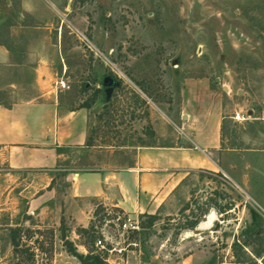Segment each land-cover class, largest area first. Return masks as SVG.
<instances>
[{
    "label": "rangeland",
    "instance_id": "374dc122",
    "mask_svg": "<svg viewBox=\"0 0 264 264\" xmlns=\"http://www.w3.org/2000/svg\"><path fill=\"white\" fill-rule=\"evenodd\" d=\"M11 2L10 11L0 0V16H18L19 0ZM40 2L33 22L48 28L45 59L67 85V106L88 102L92 144L152 143L149 111L176 115L179 124L187 96L221 106L222 151L210 154L216 169L189 171L151 227L123 234L136 246L125 247L115 264H264V0ZM104 75L117 82L107 98ZM55 174L54 196L38 220L24 217V196L40 184L19 192L21 184L0 171V187L16 184L0 196V264H80L62 237L78 253H98L93 239L118 212L97 206L84 227L71 213L62 216V170ZM195 215L193 228L182 227Z\"/></svg>",
    "mask_w": 264,
    "mask_h": 264
},
{
    "label": "crops",
    "instance_id": "0c3cea01",
    "mask_svg": "<svg viewBox=\"0 0 264 264\" xmlns=\"http://www.w3.org/2000/svg\"><path fill=\"white\" fill-rule=\"evenodd\" d=\"M37 3L19 0L15 19L0 16V171L21 184L19 192L40 184L24 196L26 219L45 217L58 170L62 216L71 213L84 227L96 206L129 216L159 214L189 171L216 169L210 155L222 151L216 100L197 105L192 97L183 98L179 124L176 115L149 111L152 143L84 145L92 115L88 107H68L64 89L55 85L60 77L41 46L48 28L33 22L39 16ZM11 6L5 0L10 11ZM15 185L0 187V196L6 197Z\"/></svg>",
    "mask_w": 264,
    "mask_h": 264
},
{
    "label": "built area",
    "instance_id": "2783aa9c",
    "mask_svg": "<svg viewBox=\"0 0 264 264\" xmlns=\"http://www.w3.org/2000/svg\"><path fill=\"white\" fill-rule=\"evenodd\" d=\"M55 85L60 89H66V83L58 78L55 80ZM118 215L116 219H106L99 227V235L93 239V246L98 251L102 260L107 264H115L116 258L121 256L122 251L127 246H136L135 242H124L123 234L133 233L138 231V217L129 215ZM113 231L122 238L120 241L111 240V233Z\"/></svg>",
    "mask_w": 264,
    "mask_h": 264
},
{
    "label": "trees",
    "instance_id": "16d2710c",
    "mask_svg": "<svg viewBox=\"0 0 264 264\" xmlns=\"http://www.w3.org/2000/svg\"><path fill=\"white\" fill-rule=\"evenodd\" d=\"M100 91L98 88L94 90L93 93V97L96 96L97 92ZM92 97V98H93ZM92 99H90L91 101ZM79 106L82 107H88V102L84 101L81 104H79ZM152 132H150L151 134ZM92 144L90 137L87 136L84 145L86 146H90ZM187 204H184L179 210L180 211H184L185 209H187ZM98 207L96 206L94 209V213L97 211ZM206 211V208H202L199 210V214H203ZM144 216L145 220H138V225L140 228H145L148 229L149 227H151V225L153 224V222L157 219V215L156 214H148V213H142L141 215L139 214L138 217ZM198 222V216H194L191 220H189L184 226L182 227H186L188 229L193 228V226L196 225V223ZM81 231H84L85 228H80ZM15 228H11L10 230V244L12 247V251H16L17 249V241L15 240ZM63 241L62 243L64 244L65 247V251L68 252L70 255H72L73 257H75L78 262L80 264H107L106 262H104L101 258V256H99L98 253L95 252H86L85 254H81L75 251L74 247L72 246L71 242H69L68 240L64 239L62 237Z\"/></svg>",
    "mask_w": 264,
    "mask_h": 264
},
{
    "label": "water",
    "instance_id": "95a60500",
    "mask_svg": "<svg viewBox=\"0 0 264 264\" xmlns=\"http://www.w3.org/2000/svg\"><path fill=\"white\" fill-rule=\"evenodd\" d=\"M116 81L109 75H104L101 79V86L103 87V92L105 98L109 96L112 86L116 85Z\"/></svg>",
    "mask_w": 264,
    "mask_h": 264
},
{
    "label": "bare ground",
    "instance_id": "6f19581e",
    "mask_svg": "<svg viewBox=\"0 0 264 264\" xmlns=\"http://www.w3.org/2000/svg\"><path fill=\"white\" fill-rule=\"evenodd\" d=\"M208 220H209V222H211L212 220H214L212 214L208 215Z\"/></svg>",
    "mask_w": 264,
    "mask_h": 264
}]
</instances>
